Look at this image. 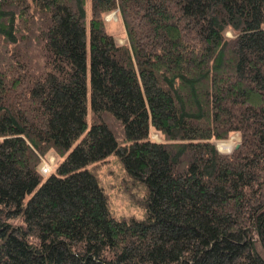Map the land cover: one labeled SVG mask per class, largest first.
<instances>
[{
	"label": "trees",
	"instance_id": "1",
	"mask_svg": "<svg viewBox=\"0 0 264 264\" xmlns=\"http://www.w3.org/2000/svg\"><path fill=\"white\" fill-rule=\"evenodd\" d=\"M0 264H264V0H0Z\"/></svg>",
	"mask_w": 264,
	"mask_h": 264
},
{
	"label": "rangeland",
	"instance_id": "2",
	"mask_svg": "<svg viewBox=\"0 0 264 264\" xmlns=\"http://www.w3.org/2000/svg\"><path fill=\"white\" fill-rule=\"evenodd\" d=\"M88 5V1L85 2L86 23L89 18ZM104 21L105 30L112 35L114 40L118 44H125V32L117 11H112L105 14ZM226 35L231 36L230 32H227ZM86 107H88V100H86ZM150 139L155 141H161L160 136L156 132H154L153 129L150 130ZM212 142L214 143L218 152L227 154L230 153L235 148V145L239 143V137L237 134H230L226 139L212 140ZM41 157L42 158L40 159L39 164L41 163V160L43 161V159H47V162L51 165L52 169L60 160V156L54 154L51 151L46 152ZM96 172L99 178V182L109 199L110 209L114 216L119 217L131 215L135 217H140L141 210L136 205H134L133 202L126 195V188L123 185L122 181L124 173L116 157L113 155L108 156L104 162L98 165Z\"/></svg>",
	"mask_w": 264,
	"mask_h": 264
},
{
	"label": "built area",
	"instance_id": "3",
	"mask_svg": "<svg viewBox=\"0 0 264 264\" xmlns=\"http://www.w3.org/2000/svg\"><path fill=\"white\" fill-rule=\"evenodd\" d=\"M46 157V156H45ZM42 157H40V159H41ZM38 169H39V172L41 173V174H47V173H49L50 172V170L52 169L51 168V165L47 162V159H43V161L41 160V163L39 164V167H38Z\"/></svg>",
	"mask_w": 264,
	"mask_h": 264
},
{
	"label": "water",
	"instance_id": "4",
	"mask_svg": "<svg viewBox=\"0 0 264 264\" xmlns=\"http://www.w3.org/2000/svg\"><path fill=\"white\" fill-rule=\"evenodd\" d=\"M238 144L235 145V148L237 147Z\"/></svg>",
	"mask_w": 264,
	"mask_h": 264
}]
</instances>
